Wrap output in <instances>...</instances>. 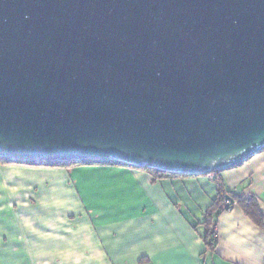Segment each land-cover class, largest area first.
Returning a JSON list of instances; mask_svg holds the SVG:
<instances>
[{"label":"water","instance_id":"water-1","mask_svg":"<svg viewBox=\"0 0 264 264\" xmlns=\"http://www.w3.org/2000/svg\"><path fill=\"white\" fill-rule=\"evenodd\" d=\"M264 150V0H0V157L210 174Z\"/></svg>","mask_w":264,"mask_h":264},{"label":"crops","instance_id":"crops-1","mask_svg":"<svg viewBox=\"0 0 264 264\" xmlns=\"http://www.w3.org/2000/svg\"><path fill=\"white\" fill-rule=\"evenodd\" d=\"M211 175L0 162V264H264V150L218 171L224 191L256 200L261 226L235 202L205 223Z\"/></svg>","mask_w":264,"mask_h":264},{"label":"trees","instance_id":"trees-1","mask_svg":"<svg viewBox=\"0 0 264 264\" xmlns=\"http://www.w3.org/2000/svg\"><path fill=\"white\" fill-rule=\"evenodd\" d=\"M0 162H13L9 161L6 158H1L0 157ZM16 163H23V164H29V165H45V166H51V167H71V166H76V165H93V164H99V165H123L120 164L119 162L115 161H91V160H85L82 162H75V161H63V162H48L46 164L42 163H36L35 161H17ZM127 166V165H125ZM145 169L152 174H154L156 177H162V176H168V175H175L174 173L170 172H164L160 170H155V169H149V168H142ZM215 173V179L214 181L217 183V188H218V194L214 202L211 204L208 210L205 212V223L210 226V217L212 213L217 209L218 207H224V200L226 198L232 200V202H235L238 204V206L244 211V213L252 220L254 223L257 225L261 226L262 225V215L259 211L258 204L256 200L253 197H244L242 195H236L233 193H228L223 190L222 185L219 183V176H218V171H214ZM180 175V174H179ZM184 175V174H182ZM213 236V232H210L209 228L206 233V236L204 238V244L210 248H213V239L211 238Z\"/></svg>","mask_w":264,"mask_h":264},{"label":"built area","instance_id":"built-area-1","mask_svg":"<svg viewBox=\"0 0 264 264\" xmlns=\"http://www.w3.org/2000/svg\"><path fill=\"white\" fill-rule=\"evenodd\" d=\"M210 179H212V180L215 179V176H214V175H211V176H210ZM233 206H234V204L232 203L231 200L227 199V200L224 201V207H225L224 209H225V210H230ZM215 229H216V228L213 226V227H212V232H213V234H214L215 231H216ZM214 237H215V234H214Z\"/></svg>","mask_w":264,"mask_h":264}]
</instances>
